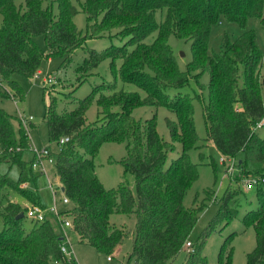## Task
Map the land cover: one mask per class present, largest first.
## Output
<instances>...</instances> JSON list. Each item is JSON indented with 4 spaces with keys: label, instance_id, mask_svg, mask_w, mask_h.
Here are the masks:
<instances>
[{
    "label": "trees",
    "instance_id": "1",
    "mask_svg": "<svg viewBox=\"0 0 264 264\" xmlns=\"http://www.w3.org/2000/svg\"><path fill=\"white\" fill-rule=\"evenodd\" d=\"M0 0V79L11 89V96L24 99V89L12 80L20 75L32 80L42 62L62 58L63 65L83 45L73 19L78 14L73 0ZM83 8L94 21V28L108 32L118 29L126 39L122 46L112 45L105 51L91 50L78 68L87 75L105 60H110L114 76L139 91L119 89L116 81L103 83L80 100L71 111L59 113L57 99L46 106L45 123L49 139L57 143L69 138L61 150L51 153L57 176L71 201L64 214L71 219V231L79 242L99 253L112 256L128 236L115 227L113 215H135L133 248L128 264H170L182 251L204 208H186L184 198L199 178L198 167L189 156L198 147L194 107L188 95L179 93L190 80L207 74L209 102L204 117L209 140L221 156L239 158L241 167H252L264 177V139L255 127L264 120V54L257 35L248 28L252 18L264 29V0H84ZM45 4H47L45 6ZM57 5V13L54 12ZM161 13L160 20L157 19ZM224 18L237 24L242 33L236 41L225 35L220 52L210 51L212 27ZM45 37L47 53L35 38ZM171 36L191 43L192 61L186 72L180 71ZM153 38V41L147 42ZM116 61L121 66L116 70ZM177 91L171 97L169 92ZM46 94V92H45ZM99 96L98 121L88 125L86 113ZM4 97V96H3ZM165 108L175 119H166L170 141L157 130V115L145 122L136 121L133 112L139 108ZM119 108L118 111L114 109ZM14 118L0 109V166H18L20 179L14 182L0 173V204L5 189L15 190L34 206H40L39 195L23 185L34 181L27 170L23 154L29 149V135L19 125L20 139L15 136ZM31 127L33 128L32 124ZM105 143H127L126 171L135 176V194L126 182L117 189L104 187L95 172L94 159ZM181 147L177 158L169 156ZM239 192L227 191L219 217H236L232 201ZM258 207L243 219L246 228L253 227L257 246L248 255V264H264V191L258 187ZM69 205V206H70ZM26 213L18 203H8L0 214L5 229L0 232V264H78L74 257L61 251L63 236L49 220L36 223L29 232L23 219ZM217 218V219H218ZM212 224L202 235L186 264H207L202 256L204 240ZM236 235V234H235ZM235 235L227 241H231ZM226 245L220 251L219 264H232L233 252Z\"/></svg>",
    "mask_w": 264,
    "mask_h": 264
},
{
    "label": "rangeland",
    "instance_id": "2",
    "mask_svg": "<svg viewBox=\"0 0 264 264\" xmlns=\"http://www.w3.org/2000/svg\"><path fill=\"white\" fill-rule=\"evenodd\" d=\"M84 0H73L72 3L77 7L78 14L73 19L81 38L83 39L82 47L76 49L70 56V62L63 65L62 58L46 59L42 62L39 70V77L32 80H26L20 75H13L12 80L19 84L25 91L24 99H15L11 96L12 92L9 85L2 80L0 83V109L11 115L13 120V128L16 138L20 139L19 125L24 127L29 135V149L24 152L23 160L27 162V170L31 174V162L34 159L33 150H43L48 147L53 152L58 151L56 143H52L49 139L48 126L45 123L46 106L49 104L50 98L55 97L57 101L58 112L64 113L71 111L77 107L80 100L90 95L94 88L103 83L116 81L119 89H125L131 92L140 90L134 85L123 84L119 72L114 76L110 69V60L103 61L100 66L87 75L78 72V68L83 64L84 60L89 57L91 50L99 52L105 51L112 45L122 46L126 39L118 36L119 30L113 29L108 32L96 30L94 21H88L89 14L83 8ZM17 5H25L24 0H18ZM47 4H45L46 6ZM54 12L57 13V5H54ZM161 13H158L157 19L160 20ZM3 18L0 15V25ZM248 28L254 30L260 49L264 54V29L260 24V20L252 18L248 22ZM242 30L237 24H230L224 18L214 25L211 30V38L209 50L220 52L224 45V38H230L236 41L241 35ZM153 38L147 40L152 42ZM38 47L47 53L45 37L39 36L35 38ZM169 44L172 47L180 71L186 72L189 63L192 61L191 43L175 36H171ZM121 66V61H116V70ZM264 75V70L262 71ZM46 78H53L52 85L44 86L43 81ZM209 77L207 74L193 78L189 84L179 91L182 95H188L192 100L194 107V121L196 131L200 141L198 147L190 150L189 156L191 162L198 167L199 178L189 189L184 198V206L186 208H204L200 212L196 226L194 227L189 240L193 247L198 246L202 235L206 232L213 221L212 230L208 233L204 240L202 256L206 259L207 264H219V254L224 245L228 250H232V264H248V255L253 252L257 246V236L253 227L246 228L243 219L246 214L258 207V187L261 186L264 191V184L247 189L245 186L248 181L258 176L254 173V169H242L241 172L236 170L233 176L227 175V167L220 165L221 154L218 153L214 144L208 138L207 127L204 117V105L209 102L208 92ZM46 92V94H45ZM177 91H170L171 97L177 95ZM4 96V97H3ZM99 96L95 97L86 113L87 124H93L98 121L99 108L97 101ZM119 108L114 109L118 111ZM157 115V130L162 139L170 141L169 129L166 119H175V116L165 108L155 109L152 107H143L133 112L136 121L145 122ZM22 117L28 120L33 117V121L25 122ZM31 124L33 128L31 127ZM264 139V127L258 130ZM181 152L178 145L175 153L169 156L168 162L177 158ZM128 157L127 143H105L103 144L95 156V172L108 190L117 189L122 182H126L133 193L136 192L135 176L126 171L125 161ZM239 162V158L236 159ZM241 163V162H240ZM46 164L47 175L40 174L37 170H33L36 178L34 181L27 182L26 187L36 192L41 204L47 211L51 210L55 203L61 212L70 209V206L64 207L62 200L65 198L62 183L57 176L54 164L48 162ZM238 164V163H237ZM241 167V166H240ZM1 174H8L10 179L18 182L21 170L18 166L10 168L6 164L0 166ZM241 173V174H239ZM52 183L55 192L50 189L49 184ZM24 187V188H26ZM239 192V196L232 201V208L237 210L236 217L229 220L228 217H219V212L223 204V200L227 191ZM5 196L1 200L0 214L4 213L8 203H18L22 205L26 211L34 207L29 201L22 198L15 190L5 189ZM218 218V219H217ZM58 233L61 232L59 224L52 217H48ZM110 222L115 227H121L128 232L127 238L123 244L115 250L110 256L112 261L108 260V256L99 253L95 248L88 244L79 242L78 237L71 230H66L69 242L72 244L73 257L78 264H128L129 255L133 248V233L136 227L135 215H113ZM35 222L25 218L23 226L27 232L35 227ZM5 229V222L0 215V232ZM236 234V235H235ZM235 235L231 241H227L231 236ZM185 244L182 251L170 264H186L187 258L191 253ZM225 246V247H226ZM62 264V263H56ZM130 264H135L131 262Z\"/></svg>",
    "mask_w": 264,
    "mask_h": 264
},
{
    "label": "built area",
    "instance_id": "3",
    "mask_svg": "<svg viewBox=\"0 0 264 264\" xmlns=\"http://www.w3.org/2000/svg\"><path fill=\"white\" fill-rule=\"evenodd\" d=\"M40 73L38 72V74L35 77H39ZM0 83H2V80L0 79ZM54 83L53 78H46L43 81L44 86L47 85H52ZM24 119V121L30 122L33 121V117H29L28 120L25 119V117H22ZM264 127V120L259 123L256 127H255V131L261 130ZM70 141L69 138H63L61 140H59L56 144L58 146V151L62 149V147L68 143ZM34 153V161L32 163V168L33 170H37L40 174L42 175H47V169H46V162L50 163V164H54V158L50 157L51 153H54L50 148L46 147L43 150H37L34 149L33 150ZM238 163V164H237ZM220 165L227 167V175H231L233 176L234 173L236 172V170H238L239 172H241V170L243 169L241 166V163L236 161L235 158H227L222 156V158L220 159ZM241 174V173H239ZM264 184V177H257V178H253L252 180L248 181L247 185L245 186L247 189H252L254 187H258L260 185ZM50 189L55 192V188L53 186L52 183L49 184ZM23 187H26V185H23ZM62 204L64 205V207H67L71 204V201L65 196V198L62 200ZM25 216L35 222V223H43L46 222L48 219V217H52L56 223L59 224V227L61 229L60 234L63 236V238L65 239L63 244L61 245V251L63 254H65L67 257H72L73 256V250H72V244L69 242V237L66 233V230H71L72 229V224H71V219L66 216L64 214V212H61L58 208V204L55 203L54 206L51 208V210L47 211L46 209L40 207V206H34L32 208H29L26 213ZM188 250H190V252L194 251V247H193V243L192 242H188L186 244ZM109 261H112V258L109 257L108 258Z\"/></svg>",
    "mask_w": 264,
    "mask_h": 264
},
{
    "label": "water",
    "instance_id": "4",
    "mask_svg": "<svg viewBox=\"0 0 264 264\" xmlns=\"http://www.w3.org/2000/svg\"><path fill=\"white\" fill-rule=\"evenodd\" d=\"M63 191H64V188H63ZM24 217H25V214L22 213V214H20V215L17 217V219L20 220V219H23Z\"/></svg>",
    "mask_w": 264,
    "mask_h": 264
},
{
    "label": "crops",
    "instance_id": "5",
    "mask_svg": "<svg viewBox=\"0 0 264 264\" xmlns=\"http://www.w3.org/2000/svg\"><path fill=\"white\" fill-rule=\"evenodd\" d=\"M73 233V232H72ZM74 234V233H73ZM133 236H134V233H133Z\"/></svg>",
    "mask_w": 264,
    "mask_h": 264
}]
</instances>
